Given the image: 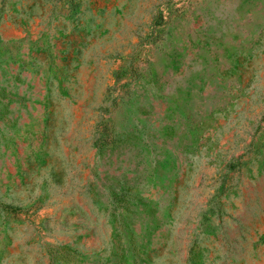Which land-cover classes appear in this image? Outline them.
<instances>
[{
	"label": "rangeland",
	"instance_id": "374dc122",
	"mask_svg": "<svg viewBox=\"0 0 264 264\" xmlns=\"http://www.w3.org/2000/svg\"><path fill=\"white\" fill-rule=\"evenodd\" d=\"M0 264H264V0H0Z\"/></svg>",
	"mask_w": 264,
	"mask_h": 264
}]
</instances>
